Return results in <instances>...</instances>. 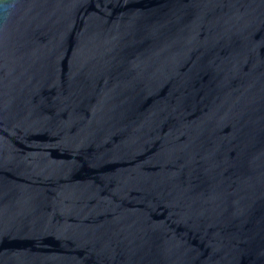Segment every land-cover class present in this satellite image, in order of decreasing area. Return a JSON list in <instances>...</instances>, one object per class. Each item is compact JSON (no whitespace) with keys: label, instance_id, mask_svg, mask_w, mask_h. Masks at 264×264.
Returning a JSON list of instances; mask_svg holds the SVG:
<instances>
[{"label":"water","instance_id":"water-1","mask_svg":"<svg viewBox=\"0 0 264 264\" xmlns=\"http://www.w3.org/2000/svg\"><path fill=\"white\" fill-rule=\"evenodd\" d=\"M0 264H264V0H0Z\"/></svg>","mask_w":264,"mask_h":264}]
</instances>
